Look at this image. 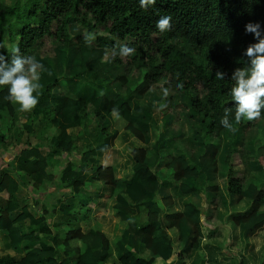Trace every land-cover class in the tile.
Listing matches in <instances>:
<instances>
[{
    "label": "crops",
    "instance_id": "1",
    "mask_svg": "<svg viewBox=\"0 0 264 264\" xmlns=\"http://www.w3.org/2000/svg\"><path fill=\"white\" fill-rule=\"evenodd\" d=\"M79 31L77 39L85 34ZM37 47L41 50L33 58L42 65L38 71L44 72L39 73L40 85L54 79L58 82L50 98L49 112L54 113L44 120L39 109L20 111L13 102L17 126L12 128L8 114L0 118V137H5L0 143V174L10 175L19 184L16 197L20 210L11 218L15 220L25 208L34 219H44L39 226L26 221L23 236L35 233L41 240L56 242L58 259L68 260L69 264H76L89 252L102 250L98 233L110 246L108 256L98 264H116L127 253L144 264L152 259L154 264H180V256L187 264H263L264 231L257 238H245L246 226L237 223L254 210L264 214V204L255 206L251 191L264 187V166L258 162L264 146V125L259 118L237 122L235 110L229 111L232 126L225 128L219 122L214 133H208L185 93L168 94L162 83L140 90L144 70L138 62L116 66L110 61L113 53L107 52L104 59L83 70L79 50L71 58L66 53L72 55V47L62 46L59 53H53L45 44ZM95 47L91 37L87 48ZM116 53L123 60L125 52ZM44 57L52 60L45 63ZM104 100L119 107L129 106L133 126L143 135L144 145L127 131L130 120L122 112L103 110ZM70 101H98V108L105 114L103 127L107 134L102 133V126L93 116L94 107L82 116L81 108H71ZM64 134L72 139L74 149L70 154L54 150ZM27 144L31 148L26 149ZM135 146H142L146 152V169L159 183L156 192H143L141 181L146 173L134 178L136 186L132 189L125 182L109 186L94 180L99 168L118 172L132 169L130 153ZM208 149H214L216 155ZM31 151L47 160L45 173L52 180L38 171L37 158L24 157ZM230 151L239 154L244 168V196L235 206L226 185ZM185 168L196 175L176 178L175 173ZM67 170L84 179L83 191L98 212L89 213L83 194L64 184ZM0 206H7L4 199H0ZM152 215H158L159 221L151 240L157 239L170 248L173 258L169 261L154 257L151 249L138 241ZM180 215L179 220H170ZM196 226L200 236L191 246L188 233ZM70 232H79L84 238L66 242ZM38 246L39 242L27 240L11 246L7 236L2 235L0 255L12 250L16 260H21L28 250ZM87 264H94V259L87 258Z\"/></svg>",
    "mask_w": 264,
    "mask_h": 264
},
{
    "label": "trees",
    "instance_id": "2",
    "mask_svg": "<svg viewBox=\"0 0 264 264\" xmlns=\"http://www.w3.org/2000/svg\"><path fill=\"white\" fill-rule=\"evenodd\" d=\"M8 7L0 8V55L10 61L13 49H18V54L32 57L33 49L38 45L43 46L42 40L49 38L57 40L64 48L76 46L81 53L82 69L91 66L105 58L107 52H112L110 61L116 66H132L136 62L144 70L140 90L149 85H158L168 91V94L185 93L190 101L191 108L197 113L208 133H214L224 115L225 109L235 110V102L230 96L233 86L231 75L237 68L247 66L248 58L243 55L244 50L255 43L252 34H246L245 24L259 22L264 27V0H155L148 4L145 0L141 6L140 0H12ZM164 15L172 17L170 31L160 32L156 28V21ZM77 25L85 31L74 43L68 28ZM5 33L9 34L12 50H4ZM91 37L95 39L96 47L89 50L87 45ZM121 45L125 49L123 60L116 53ZM52 60L44 57L45 63ZM217 72H223L224 79L216 77ZM40 88L39 102L35 106L46 120L54 113L50 105L53 89L57 86V79L43 83ZM181 84L182 87H177ZM8 95L7 87L0 89V110L7 112L12 119V128L17 126L19 119L16 116L13 102L5 99ZM68 102V101H67ZM71 108L80 107L82 116H87L89 107H94V118L102 126L105 114L103 110L122 112L130 120L127 131L141 145L144 137L134 128V118L130 115L129 106H117L103 101V110L98 108V101H70ZM259 119L264 125V109L261 110ZM33 123V122H32ZM1 134V133H0ZM5 142V137H0V143ZM31 148L27 144L26 149ZM74 149L71 136L64 134L61 142L54 150L70 154ZM208 152L216 155L214 149ZM132 169L118 172L113 169H98L97 182H104L109 186H117L125 182L128 189L136 186L135 179L143 173L141 188L144 193H154L158 190L159 183L154 175L146 169V152L142 146H135L130 153ZM26 159L35 157L39 160L38 171L45 179L53 178L45 173L48 167L47 160L36 152L26 153ZM258 162L264 166V146L259 154ZM229 171L226 185L231 198L232 206L240 202L244 196L242 173L243 163L238 153L230 151L226 158ZM176 178L193 177L196 172L185 168L175 173ZM64 184L73 186L76 192L83 194L88 201L86 210L96 213L98 208L89 195L83 191L84 179L78 177L75 171L67 170L64 174ZM124 184V183H123ZM34 187H38L33 183ZM19 191L18 182L6 173L0 174V199L7 203L5 208L0 206V246L2 235L7 236L9 245H17L24 240L39 242L40 246L28 250L26 256L16 260L12 250L1 253L0 264H69L68 260H59L55 243L49 239H39V234L22 235L26 221L33 226L44 222L43 218L34 219L27 209L12 220V213L20 210L17 200ZM255 206L264 204V187L257 190L251 189ZM123 202V200H120ZM124 209L128 206L123 203ZM180 216L170 218L179 220ZM159 221L158 215H152L148 223L142 228L138 241L145 243L153 252L154 257L165 261L173 258L169 247L163 246L157 239L151 240L156 233L155 224ZM238 224L246 226L245 238H257L264 231V214L258 215L256 211L248 217L237 220ZM200 236L199 227H194L188 233L191 246L197 243ZM84 238L79 232H70L66 242ZM102 243L100 252H89L87 256L76 261V264H87V258L94 259V264L102 263L108 256L109 241L102 233L96 235ZM193 248V247H192ZM180 264H187L184 256L179 257ZM152 259L147 264H154ZM116 264H144L142 260L134 258L130 253L121 257ZM264 264V262H263Z\"/></svg>",
    "mask_w": 264,
    "mask_h": 264
},
{
    "label": "clouds",
    "instance_id": "3",
    "mask_svg": "<svg viewBox=\"0 0 264 264\" xmlns=\"http://www.w3.org/2000/svg\"><path fill=\"white\" fill-rule=\"evenodd\" d=\"M147 2L152 4L155 0ZM140 4L144 6L145 0H140ZM171 21L170 15L161 16L156 21V28L160 32L170 31ZM244 30L246 34H252L256 42L244 50L243 55L248 58L247 66L235 69L231 75L234 83L230 96L235 102L234 119L237 122L242 118L249 121L257 119L264 109V27L259 22H249L245 24ZM124 51L131 52L132 49ZM38 68H42V65L33 57L18 54V49H13L10 61L0 55V89L7 87L8 95L5 99L18 104L20 111H30L39 102L41 85ZM224 75L223 72L216 73L219 80H223ZM177 87L182 85L178 84ZM220 124L225 128L232 126L229 121V109H225Z\"/></svg>",
    "mask_w": 264,
    "mask_h": 264
},
{
    "label": "rangeland",
    "instance_id": "4",
    "mask_svg": "<svg viewBox=\"0 0 264 264\" xmlns=\"http://www.w3.org/2000/svg\"><path fill=\"white\" fill-rule=\"evenodd\" d=\"M13 3L12 0H0V8H4V7H8L9 5H11ZM79 26H76V25H72L70 26L68 29H69V33L71 34L72 36V39L73 41H76L77 37L81 34V31L80 28H78ZM9 34L8 33H5V41H4V44H3V49L4 50H12V45L11 43L9 42ZM93 37H92V41H93ZM76 43V42H74ZM43 44H45V46H47L48 48H51V51L54 53H59L61 51V44L57 41V40H52V39H49V38H44L43 39ZM41 49L39 47H36L35 49H33V54H32V57L34 56V54H37L39 53ZM78 52V49L76 46L72 47V55H68V53H66L67 56H71V58H73V55L75 53ZM117 52H119L121 55H123V53L125 52L124 51V47L123 45L120 44V48L117 49ZM38 61V60H37ZM39 73H44L43 70H40L38 71ZM7 115V112L4 111V110H1L0 112V118L1 117H4Z\"/></svg>",
    "mask_w": 264,
    "mask_h": 264
}]
</instances>
